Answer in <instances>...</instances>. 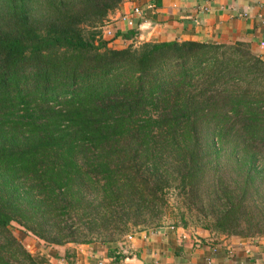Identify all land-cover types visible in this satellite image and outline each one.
Wrapping results in <instances>:
<instances>
[{"label": "trees", "instance_id": "1", "mask_svg": "<svg viewBox=\"0 0 264 264\" xmlns=\"http://www.w3.org/2000/svg\"><path fill=\"white\" fill-rule=\"evenodd\" d=\"M124 1L0 0V264H48L13 222L47 245L92 243L85 225L113 242L171 189L210 232L264 237V59L111 48L100 28Z\"/></svg>", "mask_w": 264, "mask_h": 264}, {"label": "crops", "instance_id": "2", "mask_svg": "<svg viewBox=\"0 0 264 264\" xmlns=\"http://www.w3.org/2000/svg\"><path fill=\"white\" fill-rule=\"evenodd\" d=\"M134 8L141 14L133 15ZM124 15L132 16V26ZM106 23L113 30L103 37L109 47L129 43L121 34L134 30L142 42L243 43L264 59V0H125ZM41 253L51 264H264V237L164 227L116 243L66 244Z\"/></svg>", "mask_w": 264, "mask_h": 264}, {"label": "rangeland", "instance_id": "3", "mask_svg": "<svg viewBox=\"0 0 264 264\" xmlns=\"http://www.w3.org/2000/svg\"><path fill=\"white\" fill-rule=\"evenodd\" d=\"M106 22H107V19L105 20L103 26L100 28L101 30H103V28L106 27L105 26L107 24ZM110 30L112 31V34H113V30L111 28ZM105 37L109 38V35H106ZM100 39L106 41V39L103 38L102 36H100ZM124 41H130V42L127 44L124 42L112 44L111 48L121 49V48H126L129 45H132L135 47L139 45L140 43H142V41H140L139 39L136 40L135 35L133 38L125 39ZM109 42L110 41H108V43ZM176 193L177 192L175 190L171 189L166 194V196L164 197L165 205L163 208L161 207V209H163L162 211L146 212L147 216H143V217L149 220L148 224H143V225H139L135 227L130 226V229L126 235L117 237V239L114 240L113 242L103 241L105 239H108L109 231L101 230L100 232L99 230H97L98 233L100 234L95 233V232L88 233L89 227L85 225V226L80 227L79 232L90 236V238H94L95 241L89 244H95V243L111 244V243L123 241L125 238H128L129 236H132L140 231L153 230V229H159V228H164V227H180L184 229H190L192 231H195V230L209 231L208 229H205L198 223L199 222L198 220H200V218L202 217L199 213H197L194 210H192V212H188L187 209H184L183 207H181V204H183V202H180ZM179 198L182 199V197H179ZM196 214H199V216H197ZM10 231L17 238V240H19V242L27 249V251H29L33 255H41V254L44 255L48 261V264H51L50 259L44 253H41V251L49 247H54V245H47L43 243L42 241H40L39 239L31 235L30 233L26 232L21 226H19L17 223H14V222L11 223L10 225ZM68 244H72V243H68ZM72 245L76 246V245H87V244H72Z\"/></svg>", "mask_w": 264, "mask_h": 264}, {"label": "built area", "instance_id": "4", "mask_svg": "<svg viewBox=\"0 0 264 264\" xmlns=\"http://www.w3.org/2000/svg\"><path fill=\"white\" fill-rule=\"evenodd\" d=\"M137 14H141V9L140 8H134L133 9V15H137ZM122 21H124L128 26H132L133 25V18L130 15L122 16ZM106 35L112 36V31L110 30V27L103 28L102 37H104ZM128 238L130 239L131 236H129Z\"/></svg>", "mask_w": 264, "mask_h": 264}]
</instances>
